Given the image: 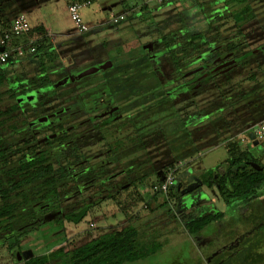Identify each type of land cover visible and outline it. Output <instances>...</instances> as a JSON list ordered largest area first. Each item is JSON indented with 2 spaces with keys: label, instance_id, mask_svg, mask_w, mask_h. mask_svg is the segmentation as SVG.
I'll use <instances>...</instances> for the list:
<instances>
[{
  "label": "trees",
  "instance_id": "trees-1",
  "mask_svg": "<svg viewBox=\"0 0 264 264\" xmlns=\"http://www.w3.org/2000/svg\"><path fill=\"white\" fill-rule=\"evenodd\" d=\"M40 1L0 0V38L11 10ZM151 3L123 9L99 41L90 27L54 44L42 25L7 41L34 46L0 62V246L22 264L151 260L181 234L188 264H264V140H235L264 119V0ZM222 143L195 185L181 173L160 189L168 169ZM202 186L232 211L203 204ZM123 193L141 207L128 212ZM105 200L125 214L118 227L22 253L29 230L78 224ZM204 238L220 252L195 253Z\"/></svg>",
  "mask_w": 264,
  "mask_h": 264
},
{
  "label": "rangeland",
  "instance_id": "rangeland-1",
  "mask_svg": "<svg viewBox=\"0 0 264 264\" xmlns=\"http://www.w3.org/2000/svg\"><path fill=\"white\" fill-rule=\"evenodd\" d=\"M132 1L133 0H93L89 5H82L80 9L82 18L92 28V32L88 35V38L95 42L111 37L112 29L106 27L109 23L111 14L118 15L124 12L122 10L130 8L127 4H130ZM65 2L66 0H42L39 3L37 2L38 4L32 3L31 6L24 8L17 13L24 15L31 25H36L40 21H43L44 24L52 29L51 33L54 37L51 36V40L55 44L73 27L65 8ZM136 2L137 5L143 3L142 0H137ZM26 3V1H22L21 4ZM13 4L14 3L10 6L13 7ZM150 4L152 3L150 2ZM132 6L136 5L133 4ZM10 18L11 17L9 16H6V18L4 17L5 22L9 21ZM54 24L56 25L54 26ZM73 34H75L74 31ZM102 58H104V55H100L98 57V59ZM248 139V137H244L243 140L238 138L237 141L241 147H249V145L246 144ZM225 156L226 147H223L222 144H218L200 155H195L189 159V161L188 158L182 160L181 165L174 172V176L181 174L188 167L189 163H191V166H193L194 169L203 165L208 168L223 160ZM262 157V160L264 161V153ZM184 161L187 163H184ZM118 198L120 199L118 201L119 203L128 201L131 205L128 212L133 213L135 212L134 210H137V208H140L142 205L140 202L134 204L129 202L126 193L121 194ZM212 202H214L211 204L212 206H215V208L220 210L226 209V212L232 211L231 208H227L225 203L219 198L215 197V201ZM242 208L243 207H240L239 210H242ZM124 216L125 214L123 211L118 209L115 202L105 200L95 206L93 213L90 215L88 214L79 224H73L67 221H63L62 225L56 221L39 224L37 228H33L24 234L22 249H30L34 253H41L47 252L51 248L57 247L58 245L65 246V242L78 244L86 238L88 232L90 235H95L99 226L108 227L110 224H113V226L118 227L124 220ZM110 217H114L113 220H111ZM244 231L245 229L243 230L242 228H239L237 230V234ZM193 241L194 252L199 254L204 259H207L213 252H215V254L220 252L219 247L221 244H219V246H215L214 244L209 243L207 238L200 241ZM18 260L10 255L4 244L0 246V264H22ZM51 264L60 263L52 261ZM126 264H188V237L186 234H181L169 238V240L163 244L160 251L156 253L151 260H141L135 263Z\"/></svg>",
  "mask_w": 264,
  "mask_h": 264
},
{
  "label": "built area",
  "instance_id": "built-area-1",
  "mask_svg": "<svg viewBox=\"0 0 264 264\" xmlns=\"http://www.w3.org/2000/svg\"><path fill=\"white\" fill-rule=\"evenodd\" d=\"M161 0H142V2L150 3V2H159ZM90 4L89 0L83 2H70L67 4V12L69 18L73 24V29L76 33H84L90 29V26L84 21L82 15L80 13V9L82 5ZM123 17V12L120 14H111L109 21L117 22L119 19ZM31 28L30 23L27 18L20 14L16 13L10 23V28L8 32H5L4 35L0 38V46L3 47V50H0V62H4L6 58L12 54L15 57H21L25 55L26 52H32L34 50V46L32 45V40H29L27 45H14L12 47L7 46V41L9 40L11 35H22L27 33ZM254 133V138L256 140H264V119L259 121L257 124L252 126L250 129ZM248 131H244L239 134L237 139L243 140L244 137H248ZM174 170L175 168L168 169V172L165 175L164 182L161 184L160 189L166 193L169 186L173 184L174 178ZM92 224V223H90Z\"/></svg>",
  "mask_w": 264,
  "mask_h": 264
},
{
  "label": "crops",
  "instance_id": "crops-1",
  "mask_svg": "<svg viewBox=\"0 0 264 264\" xmlns=\"http://www.w3.org/2000/svg\"><path fill=\"white\" fill-rule=\"evenodd\" d=\"M137 0H133L130 4H127L128 6H132L133 4H136L137 2H136ZM39 3V2H38ZM38 3H35V4H38ZM67 3H68V0H66V2H65V8H66V10H67ZM92 3V2H91ZM89 5V4H88ZM137 5V4H136ZM45 20H47V19H45ZM10 21H11V18H10ZM85 21V20H84ZM31 25V24H30ZM36 25H42L43 27H44V29L46 30V32L49 34V36H50V38H51V36L52 37H54L53 35H52V29L49 27V26H47L46 24H44L43 23V21H40L38 24H36ZM56 24H54V26H55ZM32 26H35V25H31V27ZM0 29H2V26L0 25ZM3 30V29H2ZM74 31V29H73V27H72V29L71 30H69V32L68 33H65V35L60 39V40H58V41H65V39L66 38H68V36H70V35H72L73 34V31ZM1 32V31H0ZM74 33H75V31H74ZM88 35L90 34V32L89 33H87ZM27 38H29V37H27ZM93 42V41H92ZM19 45V44H18ZM7 46L8 47H12V46H14V45H11V44H9V42H7ZM16 46V45H15ZM239 136V134L235 137V140H237V137ZM246 144H248V142L246 143ZM245 144V145H246ZM222 145H223V147H225V144H223L222 143ZM199 157V156H198ZM197 158V157H196ZM195 158V159H196ZM216 164V163H215ZM188 168V169H187ZM183 172H182V174H181V176H183L182 177V179H183V183H182V186H186V187H189L190 185H192L191 183L193 182V180H194V178H198V176H197V174H198V172L200 171V170H202L203 168H207V167H205L204 165L203 166H200L199 168L197 167V168H193V166H191V163H189L188 164V167H187ZM205 186H202L201 188H200V190H201V192H203V194H204V196H205V198H202V203L203 204H207V202L209 201L210 203H214V202H212V201H215V196H214V194L212 193V191L210 190V189H208V188H204ZM138 190H139V192H140V194H142L143 195V198H145V200H148L149 199V197H150V195H151V191H149L148 190V188L147 187H145V186H141V187H138ZM148 193V194H147ZM147 195V196H146ZM142 204V203H141ZM127 206H129V205H127ZM129 207H131V206H129ZM128 207V208H129ZM139 208V207H138ZM137 208V209H138ZM129 210V209H128ZM134 211H136V210H134ZM188 211V210H187ZM113 218L114 217H110V219L111 220H113ZM115 219H117V218H115ZM114 219V220H115ZM124 220H125V218H124ZM123 220V221H124ZM122 221V222H123ZM122 222H121V224H122ZM79 224V223H78ZM110 225H112L113 226V224H110Z\"/></svg>",
  "mask_w": 264,
  "mask_h": 264
},
{
  "label": "water",
  "instance_id": "water-1",
  "mask_svg": "<svg viewBox=\"0 0 264 264\" xmlns=\"http://www.w3.org/2000/svg\"><path fill=\"white\" fill-rule=\"evenodd\" d=\"M20 10H23V9L22 8H15V9H13V10L10 11V14H14V13L20 11ZM2 49L3 48L0 47V50H2ZM247 134H248V138L251 140L252 144L255 145V144L258 143V141L254 138V133H253L252 130H249ZM198 181H199L198 178H194V180H193V182L191 184L192 185H195ZM178 187H179V185H178ZM27 252H28V254H30V250H27ZM17 256H19V254H17Z\"/></svg>",
  "mask_w": 264,
  "mask_h": 264
},
{
  "label": "flooded vegetation",
  "instance_id": "flooded-vegetation-1",
  "mask_svg": "<svg viewBox=\"0 0 264 264\" xmlns=\"http://www.w3.org/2000/svg\"><path fill=\"white\" fill-rule=\"evenodd\" d=\"M190 186H191V185H190ZM22 253H23V254H27V250H24Z\"/></svg>",
  "mask_w": 264,
  "mask_h": 264
}]
</instances>
